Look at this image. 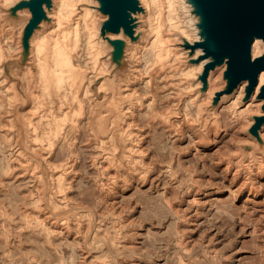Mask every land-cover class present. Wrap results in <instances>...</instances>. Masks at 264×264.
<instances>
[{"label":"rangeland","instance_id":"374dc122","mask_svg":"<svg viewBox=\"0 0 264 264\" xmlns=\"http://www.w3.org/2000/svg\"><path fill=\"white\" fill-rule=\"evenodd\" d=\"M26 16L25 13L23 17ZM106 48L110 54L112 46L107 43ZM14 53L3 50L0 64ZM22 64L21 56L6 62L3 74L7 85L17 78L14 68ZM77 64L87 72L94 69ZM117 68L125 67L123 64ZM17 85L18 92L26 96L22 83ZM153 88L141 85L138 89L153 93L155 100L136 113L133 124L138 128L142 147L141 153L131 156L126 149L117 153L113 143H96L94 111L90 107L94 90L84 99L71 96L66 120L46 117L42 109L43 126L39 121L38 126L47 134L44 142L49 149L43 154L49 165L36 153L37 159L30 157V130L26 149L20 150L17 145L11 110L16 94L4 87L0 106V264H13L10 256L17 252L31 264H37V252L50 262L58 261L61 255L67 257L73 247L81 255V250L100 242H104L103 254L92 251L89 255L84 251L77 264H110V246L139 250L153 239L168 242L170 252L193 251L199 258L197 264H259L258 253L264 252V166L252 168L239 161L252 147L249 129L255 120L251 124L249 118L254 116L249 114L254 112L241 115L232 102L221 105L217 132L206 135L203 129L205 134L201 132L204 136H200L197 127L191 125L181 139L174 141L177 136L173 137L164 119L167 102L173 99L166 97L170 89L164 91L160 83ZM212 102L216 104L214 99ZM119 134L126 145L127 136L123 131ZM263 144L264 141L257 147ZM34 163L38 165L36 170ZM121 163L139 171L131 173L113 166ZM63 168V180H52V175L58 177ZM165 170L173 177L170 182L162 179ZM140 171L147 173L145 181L138 178ZM118 175H124L127 183L116 179L111 191L86 195L79 190L81 183L93 184L89 177H98L103 187ZM180 259L188 264L185 255Z\"/></svg>","mask_w":264,"mask_h":264},{"label":"bare ground","instance_id":"6f19581e","mask_svg":"<svg viewBox=\"0 0 264 264\" xmlns=\"http://www.w3.org/2000/svg\"><path fill=\"white\" fill-rule=\"evenodd\" d=\"M17 1L19 0H0V58L3 50L7 54L15 52L13 57L4 58L0 64V75L3 76L0 79V106L3 97L1 91L4 87L5 90L10 88L16 94L11 110L17 145L20 150L26 149L25 139L30 130L33 143L32 151L28 150V153L33 160L38 158L34 154L36 153L51 165L43 154L49 147L44 142L45 130H40L38 126L41 110H45L46 117L66 120L71 110L68 106L71 96L84 99L93 90L94 103L92 101L90 107L94 111L92 125L96 143L102 146L113 143L117 153L126 149L129 156L141 153L142 147L138 128L133 124L136 113L155 100L153 93L145 94L138 90L141 85L153 90L154 85L160 83L166 88L164 91L170 89L166 97L173 99L167 102L164 119L173 137L177 136L174 141L181 139L186 127L191 125L197 127L200 136L205 134L203 129L206 135L217 132L221 124L217 111L224 104L232 102L236 106L233 108H237V113L241 115L251 112L254 113L249 115H264V100L258 97L264 83V71L248 99L244 98L247 81L243 80L234 91L223 93L218 102L213 104L215 95L226 85V79L223 78L227 69L225 62L209 71L208 87L202 90L200 76L210 59L200 58L201 53H204L200 47L192 51L189 46L183 45L185 42L194 44L200 39V35L196 27L193 31L187 25L183 15L184 5L180 0H172L171 5H164L161 0H140L143 10L134 14L137 19L135 32L139 35L136 41L123 35L122 31L109 32L107 36L114 39L125 38L127 41L125 57L128 67L124 71L116 69L110 54L106 53L108 40L100 34L99 20H106L107 16L98 10L96 0H52V8H46L49 21H42L30 37L29 57L20 67L14 68L17 78L7 85V77L3 74L7 68L6 62L21 56V36L31 16L28 9H20L18 14L24 16L26 13L25 18L22 17L17 22L8 17L7 10ZM262 53L264 40L256 38L252 44L253 57ZM104 56L108 58L103 59ZM77 63L94 69L87 72L76 66ZM19 81L26 96L18 92ZM94 84L96 86L92 90ZM177 84L179 88L176 87ZM249 119L253 124V117ZM120 131L127 136L126 145ZM259 135L264 141V125ZM250 138L252 147L248 150L247 157L240 158L239 161L252 168H261L264 166V144L259 148V139L255 135ZM29 160L26 164H29ZM36 168L38 165L34 163V169ZM65 170L63 168L58 177L52 175V180L56 182L62 179Z\"/></svg>","mask_w":264,"mask_h":264},{"label":"water","instance_id":"95a60500","mask_svg":"<svg viewBox=\"0 0 264 264\" xmlns=\"http://www.w3.org/2000/svg\"><path fill=\"white\" fill-rule=\"evenodd\" d=\"M98 10L107 16V19L100 23V34L104 36L109 45L112 46L111 59L117 67L124 64L127 68L128 62L125 57L127 41L125 38H111L109 32L129 36L136 41L139 35L136 34L137 19L134 14L142 11L140 0H96ZM191 4V0H186ZM200 10L203 13V26L200 23L198 14L193 13L197 23L195 25L200 39L194 44L185 42V47L201 48L204 52L200 58H209L201 73L202 90L207 89V78L209 71L224 62L227 69L223 78L226 79L225 88L218 91L214 103L218 102L223 93H231L240 82L247 81L245 99H248L256 89L259 76L264 71V53L253 57L252 44L256 38L264 40V0H197ZM53 6L52 0H19L10 7L8 15L11 19L19 22L23 17L18 12L20 9H29L31 16L28 18L23 33L21 62L28 59L30 37L40 26L42 21H49L46 8ZM25 18V17H23ZM254 61V62H253ZM115 67L116 69H118ZM122 68L118 70H124ZM258 97L264 100V83ZM264 109V105H263ZM254 124L249 131L256 136L262 144L259 131L264 125V115H254ZM262 146V145H261Z\"/></svg>","mask_w":264,"mask_h":264},{"label":"clouds","instance_id":"9594fccd","mask_svg":"<svg viewBox=\"0 0 264 264\" xmlns=\"http://www.w3.org/2000/svg\"><path fill=\"white\" fill-rule=\"evenodd\" d=\"M40 2L41 4H43L44 0H40ZM161 2L164 5H171L172 0H161ZM180 3L184 5L183 15L186 18V22L189 28L195 31L197 19L195 16H193V13L199 15L201 26H203V13L200 10V6L197 3V0H191V4L186 3V0H180ZM0 148H2V146H0ZM113 166L118 167V169L124 168L127 172L131 173H137L139 171L135 167L130 168L127 164L123 163ZM138 178L141 181H145L147 178V173L140 171ZM89 179L93 180L92 185L81 183L79 187V190L83 191L86 195L95 194L97 191H111V186L115 184L116 179L125 181V183H127L126 177L124 175H118L115 179L109 180L106 184L103 185V187H101L98 177H89ZM162 179L170 182L173 177L167 170H165V172L162 173ZM161 207L164 206L161 205ZM103 243L104 242H100L90 249L81 250V255L84 251H87L89 255H91L92 251H100L101 254H103V248L101 247ZM107 243L111 245L110 241H108ZM170 247L171 245L168 242L155 239H153L146 247L139 250H128L122 247L110 246L108 259L110 261V264H139V262L143 261H146L147 264H153V261H162V264H177V262L179 261V264H184V260H181L180 256L185 255L188 264H197L199 258L195 256L193 251H189L186 254L182 251L170 252ZM2 251L3 249L0 248V252ZM35 255L39 256L37 264H41V261H43V264H77V262L81 258V255L77 254L76 247L69 249V254L67 257L61 255L58 261L52 260L50 262L47 256L41 255L39 252H37ZM258 257L259 264H264V252H259ZM0 259H3V257H0ZM10 259L13 261V264H31V261L21 258L18 252L15 255L10 256Z\"/></svg>","mask_w":264,"mask_h":264}]
</instances>
